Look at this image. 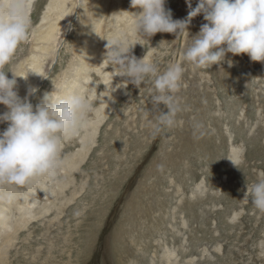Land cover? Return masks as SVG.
Instances as JSON below:
<instances>
[{
  "label": "rangeland",
  "instance_id": "obj_1",
  "mask_svg": "<svg viewBox=\"0 0 264 264\" xmlns=\"http://www.w3.org/2000/svg\"><path fill=\"white\" fill-rule=\"evenodd\" d=\"M50 2L35 0L28 38L3 70L9 78L27 76H16L17 90L23 98L36 87L29 96L33 105L55 86L105 96V102L94 101L96 111L88 115L89 123H98L91 126L96 135L85 141L86 152L82 137L90 126L64 143L54 176L27 187L0 184V206L9 221L0 228L28 219L8 243L1 238L0 262L264 264V212L245 199L247 185L251 189L264 177V62L232 53L206 69L185 61L183 52L206 23L203 14L192 18L189 34L156 33L137 43L131 55L145 56L161 72L177 63L184 68L173 94L175 123L156 133L157 113L168 109L153 105L151 78L111 93L104 84L113 71L104 38L112 36V18L123 23L130 14L122 11L140 9L130 0H64L48 11ZM197 3L192 0V7ZM165 7L173 19H185L189 11L186 0H166ZM50 26L52 36L43 40ZM124 79L114 77L113 87ZM6 127L0 123V131ZM24 200L35 206L22 211ZM29 214L35 217L21 218Z\"/></svg>",
  "mask_w": 264,
  "mask_h": 264
},
{
  "label": "clouds",
  "instance_id": "obj_2",
  "mask_svg": "<svg viewBox=\"0 0 264 264\" xmlns=\"http://www.w3.org/2000/svg\"><path fill=\"white\" fill-rule=\"evenodd\" d=\"M186 3L187 17L173 19L171 9L165 7L166 0H130L131 6L140 11H122L130 14L123 23L118 16H113L112 36L104 37L108 41L106 60L113 68L110 80L104 83L106 89L111 93L117 88H126L128 83L140 87L151 78L153 105L158 107L163 103L168 109L157 113L156 133L175 123L179 108L173 94L180 88L184 68L177 63L161 72L159 65L145 56L138 59L131 55L137 43L143 45L144 40L156 33L177 36L188 33L192 18L203 14L206 23L183 52L185 61L206 69L223 62L226 54L232 53L248 54L252 61L264 62V0H198L195 7L192 0ZM24 7V0H8L6 5H0V105L7 109L0 113V123L7 124L0 131V184L19 187L54 176L63 164L64 143L88 126L89 113L96 111L94 101L105 102V96L89 98L79 91L64 93L56 86L53 92H45L36 105L29 100L38 91L36 87H30L25 97L19 96L16 76L20 75L12 72L14 75L9 78V72L3 69L28 38L30 21ZM228 63L231 66L230 60ZM116 76L127 79L113 87ZM108 97L113 99L111 95ZM245 199L264 212V177L251 189L247 185Z\"/></svg>",
  "mask_w": 264,
  "mask_h": 264
},
{
  "label": "bare ground",
  "instance_id": "obj_3",
  "mask_svg": "<svg viewBox=\"0 0 264 264\" xmlns=\"http://www.w3.org/2000/svg\"><path fill=\"white\" fill-rule=\"evenodd\" d=\"M5 2H8V0H4ZM35 2V0H24V4H25V7H24V12H25V14L26 15H28L29 14V12H30V9H31V7H32V5H33V3ZM63 2H64V0H51V2L48 4V6H47V10L48 11H51V10H54V9H56L58 6H61V3L63 4ZM59 9V8H58ZM57 9V10H58ZM43 19H46V17L44 16L43 17ZM58 23V22H57ZM57 23H55V25L57 24ZM58 25V24H57ZM49 28V27H48ZM54 26L52 27V26H50V28L46 31V30H44V31H46V32H44L43 34H44V36H42L43 37V40H45V39H47V40H49L50 38H49V36L51 35L52 36V32L54 31ZM55 33V32H54ZM55 35V34H54ZM53 35V36H54ZM45 38V39H44ZM52 40H50L49 42H51ZM45 49L44 50H48V49H46V47H44ZM43 50V51H44ZM44 54V53H43ZM41 57V56H40ZM43 57V56H42ZM35 58V57H34ZM38 59V58H37ZM36 59V60H37ZM41 59V58H40ZM36 60H34V63L35 62H39L38 60L36 61ZM41 63V62H40ZM89 63H91V59L89 58L88 59V61H87V64H89ZM32 65H33V63H31ZM35 68V67H34ZM37 68H39V65L37 66ZM37 70V69H36ZM30 73V72H29ZM31 74L32 73H30L29 75L31 76ZM31 79V78H30ZM29 82V81H28ZM37 82V81H36ZM33 86V85H32ZM76 88H77V86H76ZM75 91H77V89H74V87L72 86V87H69V88H67L66 90H64V93H71V92H75ZM104 104V103H103ZM100 111V110H99ZM3 111H2V107L0 108V113H2ZM99 116V115H98ZM99 121V120H98ZM92 122V121H91ZM98 123V122H97ZM97 123H94V122H92V123H88V126H92V127H94V125H96ZM100 123V122H99ZM102 123V122H101ZM87 126V127H88ZM97 126V125H96ZM92 127H91V131H88V133H87V135H86V137L84 138V137H82V143H83V145H82V148H81V152H83V151H85L86 150V142L88 141V140H90V139H93V137L96 135H94V132L92 131ZM94 129V128H93ZM88 130V129H87ZM86 130V131H87ZM89 130H90V128H89ZM85 135V134H84ZM83 136V135H82ZM87 138H89L88 140H87ZM86 139V140H85ZM86 141V142H85ZM80 142V141H79ZM86 152V151H85ZM82 154V153H81ZM77 155V154H76ZM78 155H79V153H78ZM77 155V156H78ZM80 156V155H79ZM82 157H83V155H82ZM83 159V158H82ZM5 192V191H4ZM6 193L7 194H5L6 196H4V197H2L5 201H6V199L7 200H11L12 201V196H11V193H13L12 192V190H10V189H6ZM5 197H6V199H5ZM17 199V198H16ZM10 201V202H11ZM25 204V205H24ZM2 206H3V204H2ZM32 206H35V201H25L24 200V203L21 205V207L20 208H22L23 207V209H22V211H24V210H30V208H32ZM7 209V208H6ZM21 211V212H22ZM46 211V210H45ZM4 207H1L0 206V222H3V225H4V223L7 221V219H6V221H5V218L7 217L5 214H4ZM30 213V212H29ZM22 214V213H21ZM25 215H26V213H24ZM22 216V215H21ZM24 216V215H23ZM35 217V215H33L32 216V214L30 215L29 214V216H26V217H21L22 219H26V218H31V217ZM28 220V219H27ZM27 220H24L23 222H21V223H17V224H11V225H8V226H6V227H4L5 225H7L8 224V222H6V224L2 227L3 228V230H2V228H0V242H2L1 241V238H3L4 236V243L5 242H7L8 243V241L10 240V238H11V236H9V235H11V233L13 234L15 231H13V229L14 228H16V227H19L21 224H23L24 222H26ZM25 224V223H24ZM22 226V225H21ZM9 227V228H8ZM13 236H14V234H13ZM6 238V239H5ZM14 238V237H13ZM10 244V243H9ZM0 258H4V256H0ZM1 260V259H0ZM4 260V259H3ZM0 264H2L1 262H0Z\"/></svg>",
  "mask_w": 264,
  "mask_h": 264
}]
</instances>
